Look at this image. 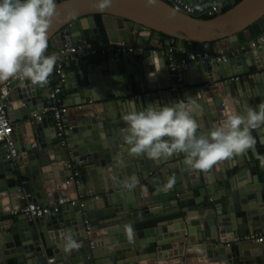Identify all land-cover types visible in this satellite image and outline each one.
Returning a JSON list of instances; mask_svg holds the SVG:
<instances>
[{
  "label": "water",
  "instance_id": "95a60500",
  "mask_svg": "<svg viewBox=\"0 0 264 264\" xmlns=\"http://www.w3.org/2000/svg\"><path fill=\"white\" fill-rule=\"evenodd\" d=\"M57 13L48 29V44L56 49L79 39L104 41L96 20L103 14L110 43L126 42L135 50L77 59L80 72L71 73L62 89L70 108L67 147L56 135L52 116L34 117L49 104L48 89L14 78L0 82L2 87L12 81L6 103L19 148L18 158L8 160L0 142V264H164L170 259L169 264H195V252L222 264H264V244L236 240L264 230V127L253 130L252 149L207 171L187 168L183 154L160 161L132 156L122 136L128 100L141 107L196 97L202 106L195 113L200 131L229 112L264 103V41L254 48L241 44L239 36L250 28L257 35L264 31V0H231L229 10L208 19L177 11L165 0L151 7L145 0H112L103 11L93 7V0H57ZM119 19L123 23L118 25ZM164 35L204 43L212 52L219 45L226 60L190 63L182 72L184 87L173 89L167 57L147 50ZM157 56L160 67L154 63ZM138 91L145 94L136 99ZM75 172L80 187L68 182ZM133 175L139 183L128 190L122 185ZM170 177L173 187L162 190ZM63 187L69 192L63 193ZM71 193L76 194L73 201L46 217H12V210L25 204L23 195L49 205L51 196ZM180 230L175 239L161 236ZM69 233L80 247L65 251ZM181 254L186 256L176 262Z\"/></svg>",
  "mask_w": 264,
  "mask_h": 264
},
{
  "label": "clouds",
  "instance_id": "9594fccd",
  "mask_svg": "<svg viewBox=\"0 0 264 264\" xmlns=\"http://www.w3.org/2000/svg\"><path fill=\"white\" fill-rule=\"evenodd\" d=\"M157 2L145 0L149 7ZM111 3L112 0H93V7L103 11ZM57 15V0H0V82L19 78L34 86L48 83L59 59L56 54L46 55L48 29ZM198 110L202 106L191 96L141 107L135 100L126 101L122 136L129 154L153 161L183 154L187 168L207 171L219 161L252 149L256 143L253 130L264 127V103L243 112H229L206 131H200L202 125L195 116ZM260 160L264 165V158ZM138 183L133 175L122 186L132 190ZM174 183V177H170L162 190L171 189ZM63 247L72 251L80 245L69 233Z\"/></svg>",
  "mask_w": 264,
  "mask_h": 264
},
{
  "label": "built area",
  "instance_id": "2783aa9c",
  "mask_svg": "<svg viewBox=\"0 0 264 264\" xmlns=\"http://www.w3.org/2000/svg\"><path fill=\"white\" fill-rule=\"evenodd\" d=\"M169 2L177 11L194 15H209L214 16L219 13H223V9L226 6H231V0H218L213 3L196 5L186 0H165ZM264 41V31L260 33L252 42L245 44L250 47H257ZM135 46H129L126 42H121L117 44H107V45H96L93 42H87L85 40H77L72 44V46H67L63 49H53L47 50L46 55L56 54L59 59L57 61V72L60 77V83L57 85L52 84L51 75L48 78V86L50 85L48 91L49 93V104H47L43 109H40L39 113H34L35 119L38 121H43L46 116H52L54 119V126L56 130V135L61 140V145L66 146L69 144V106L65 102V98L62 94L63 84L66 83L68 79V74L65 70V62L77 60L85 55H105L108 53H121L124 51L133 52ZM155 55L161 54L167 57V69L170 77L174 80L175 85L173 89H178L184 86V81L182 77L183 69H185L190 63L198 62L200 60L209 61L216 58L218 61L226 60V54L223 51L212 52L207 47L194 48L181 43L177 38L171 37L168 42L161 46L159 50H153ZM233 79V78H232ZM235 79V78H234ZM233 79V80H234ZM238 79V77H237ZM13 81L17 83H24L27 80H21L19 78H14ZM12 81L7 82L2 87H0V142H3V147L6 149V158L8 160H15L18 158L19 148L17 146L18 140L15 136V126L12 123L9 113L7 110V99L13 91ZM46 84V86H47ZM141 98V95H139ZM69 168L74 167L72 163L68 164ZM75 183L77 187L81 186V181L78 179V173L75 172L70 180ZM22 200L28 201L22 207L18 209H13L12 214L14 215H25L29 220L36 218H43L51 213L58 212L61 205H65L68 202L74 200L73 197L69 195L60 196L56 202L45 205L35 201H29L30 195H23ZM86 233L87 236L92 234L91 222L86 219ZM236 240H246L250 242H256L264 244V232H257L252 235H247L243 238H236ZM91 245L93 246V241L91 240ZM230 246V243H228ZM50 263H54V258L49 259Z\"/></svg>",
  "mask_w": 264,
  "mask_h": 264
},
{
  "label": "crops",
  "instance_id": "0c3cea01",
  "mask_svg": "<svg viewBox=\"0 0 264 264\" xmlns=\"http://www.w3.org/2000/svg\"><path fill=\"white\" fill-rule=\"evenodd\" d=\"M187 2H191V3H194V4H196V5H203V4H209V3H213V2H215V1H218V0H186ZM228 1V0H227ZM239 1V0H238ZM231 2V1H230ZM229 4H231V3H229ZM117 21V24L119 25V24H122L123 22H122V20H116ZM122 26V25H121ZM106 36H107V39L105 40V41H99V40H97L96 39V41L95 42H93L94 44H96V45H107V44H111L110 43V41H109V37H108V35H107V33H106ZM240 42H241V44H248V43H250V42H252L258 35L257 34H255L254 32H253V30L250 28V29H248V30H246V31H243V32H241L240 33ZM168 37H165V36H163L162 37V39H161V43L160 44H157L155 47H148V49L147 50H159V48L161 47V46H163V45H165L167 42H168ZM130 46H135V45H133V44H131ZM49 48H50V50H53V49H56L55 48V46H54V44H51V43H49ZM216 51H222L221 49H220V46L218 45L217 47H216ZM154 54V53H153ZM142 58L143 57H141V56H139V57H137V58H135V60L138 62V60H140V61H142ZM161 58L160 57H155L154 58V63H155V65L157 66V67H160V65H161ZM78 67L79 66H77V60H73V61H67V62H65V70H66V72H67V74H68V76L69 75H71V73H73V72H76V73H78V72H80V70H78ZM240 77V76H239ZM237 78V77H236ZM230 81H232L233 83L235 82V80H233L232 78H230ZM160 82V81H159ZM49 87H50V85L48 86V84H47V86L45 85V86H42L41 87V89L42 90H45L46 91V89H49ZM184 87V86H183ZM145 93H143V92H141V91H138V92H136L135 94H134V97L136 98V99H139V95H144ZM149 95H150V97H152V96H156V94L155 93H148ZM142 97V96H141ZM126 97L124 96V98L123 97H121V98H117L118 99V101H124V99H125ZM37 100V103L36 104H40V99H38V97L36 98ZM67 102V101H66ZM125 103V102H124ZM47 117L48 116H46L45 117V119H47ZM44 119V120H45ZM50 123V122H49ZM14 126H15V124H14ZM53 129V128H52ZM221 163H224V164H226L227 163V159H225V160H222V161H219L218 163H217V165H220ZM54 186H55V183H54V180L52 181V185H50V186H48V192H49V194L51 195V194H53V188H54ZM62 192L63 193H66V192H69V188H62ZM63 195H65V194H63ZM63 195H60V196H63ZM59 196V197H60ZM69 196H71V197H76V194L75 193H71ZM51 201L50 202H56L57 201V198H55L54 196H51ZM28 201H25V204L27 203ZM19 208V206L17 207V209ZM13 216H15L14 214H12V217ZM166 223H168V222H166ZM170 227H171V225H170ZM105 230H99V231H97L96 233L97 234H99V233H102V232H104ZM259 232H264V230H262V231H259ZM258 232V233H259ZM174 234H177V235H175V236H173L172 235V233H170V232H168V233H166V234H163V235H161L163 238H166L167 240L168 239H172V238H177V237H179V236H181L182 235V230H180V231H176V232H174ZM97 236V235H96ZM225 238H226V235L224 236V240H225ZM218 243H220V241H218ZM253 243H256V242H253ZM224 245H225V243H224ZM180 248V247H179ZM172 250H174V249H172ZM169 251V250H168ZM164 252H166V251H164ZM184 252H186V247H185V251ZM183 254H185V253H183ZM183 254H181L179 257H176L175 259H176V262H181V260H182V258H184V256H186V255H183ZM209 256V255H208ZM120 258H122V256H117L116 257V259H120ZM222 260H225L226 259V256H224V255H222L221 257H220ZM194 259H195V261H193V262H195V264H222L221 262H211V260L210 259H208V257L206 256V255H203L202 257H199L198 255H196V252H195V257H194ZM170 260H174V259H170ZM170 260H168L167 262L165 261V260H162L161 262H165L164 264H169L170 263ZM172 263H173V261H171ZM175 264V263H174Z\"/></svg>",
  "mask_w": 264,
  "mask_h": 264
},
{
  "label": "trees",
  "instance_id": "16d2710c",
  "mask_svg": "<svg viewBox=\"0 0 264 264\" xmlns=\"http://www.w3.org/2000/svg\"><path fill=\"white\" fill-rule=\"evenodd\" d=\"M241 0H239L238 2H240ZM231 8V6H226L224 9H223V12H226L227 10H229ZM217 15H214V16H209V15H201L199 17L201 18H205V19H208V18H213ZM96 20L98 22V25L100 26L101 30H102V35L104 36V41L107 39V36H106V29H105V23H104V15L103 14H97L96 15ZM165 37H168L166 35H164ZM170 38V37H168ZM185 45L189 46V47H194V48H203L205 47L206 45L204 43H193V44H190L188 42L185 43ZM47 50H50L49 48V44H48V48ZM51 77H52V84L53 85H57L60 83V77H59V74L57 72V64L56 66L54 67V70L51 74Z\"/></svg>",
  "mask_w": 264,
  "mask_h": 264
}]
</instances>
